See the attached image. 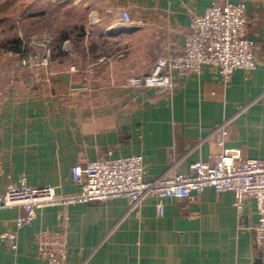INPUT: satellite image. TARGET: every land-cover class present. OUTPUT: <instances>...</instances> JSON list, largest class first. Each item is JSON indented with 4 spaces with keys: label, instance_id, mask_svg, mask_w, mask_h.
Here are the masks:
<instances>
[{
    "label": "crops",
    "instance_id": "0c3cea01",
    "mask_svg": "<svg viewBox=\"0 0 264 264\" xmlns=\"http://www.w3.org/2000/svg\"><path fill=\"white\" fill-rule=\"evenodd\" d=\"M215 3L246 5L256 71L238 70L225 83L206 68L179 80L173 93L128 86L160 56L181 54L192 20ZM14 7L30 10L29 20L40 8L43 17L60 9L79 19L54 38L70 41L74 55L53 58L49 82L44 70L17 67L0 81V191L25 183L76 194L75 172L110 152L143 156L148 180L169 174L175 162L189 173L223 149L264 159V0H25ZM121 10L144 26L112 34ZM72 64L84 72L68 73ZM234 201L232 192L207 189L191 201L164 200L161 216L154 198L134 210L127 198L110 199L45 208L22 228V208L2 209L0 234L16 233L18 248L0 243V264H49L38 255L41 232L65 233V264H255L256 203L247 200L240 214Z\"/></svg>",
    "mask_w": 264,
    "mask_h": 264
},
{
    "label": "built area",
    "instance_id": "2783aa9c",
    "mask_svg": "<svg viewBox=\"0 0 264 264\" xmlns=\"http://www.w3.org/2000/svg\"><path fill=\"white\" fill-rule=\"evenodd\" d=\"M143 26L144 21L134 17L128 10L120 11L118 29L126 31ZM248 27L249 18L244 3H215L204 16L194 17L181 54L160 56L152 72L131 76L127 84L132 88L173 93L179 80L200 76L206 68L218 70L225 83H229L238 70L252 73L259 65L258 44L248 37ZM30 42L31 47L40 50L27 57L23 55L20 60L22 68L44 70L46 81L49 82L53 63L49 48L52 47L53 37L46 33L34 37ZM61 50L71 58L74 55L70 41H65ZM66 71L72 74L84 72L74 64L67 66ZM177 167L175 162L172 172L156 180H148L143 156L115 157L110 152L89 163L85 169L75 172L74 182L80 187L78 193L61 195L50 186L36 188L25 183L9 186L0 191V210L22 208L23 214L17 219L18 227L22 228L33 225L38 212L49 207L65 211L75 204L127 198L131 210H134L145 199L154 198L157 200L158 212L163 216V202L166 199L191 201L195 195L207 189H213L218 194L232 192L234 206L240 214L247 200L256 203L258 221L255 225V245L264 260V159L243 160L223 149L211 162L195 163L189 173L180 172ZM60 219H67L65 212L60 214ZM37 240L38 255L49 264L67 262L65 233L41 232ZM0 243L16 250L17 234H0Z\"/></svg>",
    "mask_w": 264,
    "mask_h": 264
},
{
    "label": "rangeland",
    "instance_id": "374dc122",
    "mask_svg": "<svg viewBox=\"0 0 264 264\" xmlns=\"http://www.w3.org/2000/svg\"><path fill=\"white\" fill-rule=\"evenodd\" d=\"M17 1L25 0H0V81L8 80V75L12 74L16 67L22 68L20 60L23 55L27 57L40 50L30 46V41L34 37L50 34L53 37V44L49 48V54L52 58H56L57 40L54 38L59 37L58 33L62 29L72 30L76 19H79V14L75 15L76 13L71 12L69 15L66 12H60V9H55L49 16L43 17L42 8H40L34 10L36 16L29 20L27 14L30 10L16 9L14 5ZM18 40L22 43L21 52L9 51L7 48L13 46V42Z\"/></svg>",
    "mask_w": 264,
    "mask_h": 264
},
{
    "label": "trees",
    "instance_id": "16d2710c",
    "mask_svg": "<svg viewBox=\"0 0 264 264\" xmlns=\"http://www.w3.org/2000/svg\"><path fill=\"white\" fill-rule=\"evenodd\" d=\"M56 40H57V45L55 46V49H56V56L55 57L58 58V59H61L64 56V54H63V52L61 50V44H62L63 40H60V39H56ZM13 43H14V45L9 47V48H7V49L9 51L11 50V51H13L15 53H20L21 52L22 43L19 40L18 41H14Z\"/></svg>",
    "mask_w": 264,
    "mask_h": 264
},
{
    "label": "water",
    "instance_id": "95a60500",
    "mask_svg": "<svg viewBox=\"0 0 264 264\" xmlns=\"http://www.w3.org/2000/svg\"><path fill=\"white\" fill-rule=\"evenodd\" d=\"M136 29L134 28H130L129 30H126V31H135ZM121 32H125V30H120V29H117L115 30L112 34L116 35V34H119ZM255 264H263V258L262 257H259L257 260H256V263Z\"/></svg>",
    "mask_w": 264,
    "mask_h": 264
}]
</instances>
